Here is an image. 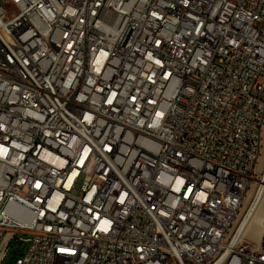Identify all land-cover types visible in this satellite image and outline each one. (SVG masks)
Here are the masks:
<instances>
[{
	"label": "built area",
	"instance_id": "2783aa9c",
	"mask_svg": "<svg viewBox=\"0 0 264 264\" xmlns=\"http://www.w3.org/2000/svg\"><path fill=\"white\" fill-rule=\"evenodd\" d=\"M263 127L264 0H0V264H264Z\"/></svg>",
	"mask_w": 264,
	"mask_h": 264
},
{
	"label": "bare ground",
	"instance_id": "6f19581e",
	"mask_svg": "<svg viewBox=\"0 0 264 264\" xmlns=\"http://www.w3.org/2000/svg\"><path fill=\"white\" fill-rule=\"evenodd\" d=\"M262 172L264 173V169ZM261 182L258 189L249 193V196H251V207L237 228V232L244 237H249V235H251L249 232L253 231L251 239L256 243L259 242L263 234L262 230L264 231V214L262 212L264 202V178Z\"/></svg>",
	"mask_w": 264,
	"mask_h": 264
},
{
	"label": "rangeland",
	"instance_id": "374dc122",
	"mask_svg": "<svg viewBox=\"0 0 264 264\" xmlns=\"http://www.w3.org/2000/svg\"><path fill=\"white\" fill-rule=\"evenodd\" d=\"M263 144H262V150H261V154H260V158L257 164V171L260 174V179L261 177L264 175V173L262 172V170L264 169V128H263ZM258 184L255 185L254 187V191L258 188ZM251 196H248L244 202V206L242 207V210L235 222V229L238 228L239 224L241 223V221H243V218L245 217V215L248 213L249 208L251 207ZM262 212L264 214V202H263V206H262ZM263 232V230H262ZM249 237L247 236V239H249L252 242H255L253 239H251V236H253V231L249 232ZM262 234V233H261ZM255 239V238H254ZM256 243V242H255ZM19 247V244L14 242L9 250V258H8V262H10L12 260V258H15L17 256H19V253H15V249H17ZM27 245H23L21 247V250H23V252H25L27 250Z\"/></svg>",
	"mask_w": 264,
	"mask_h": 264
}]
</instances>
